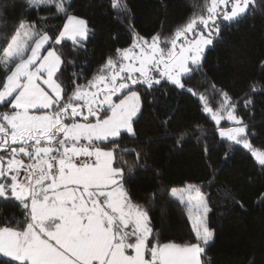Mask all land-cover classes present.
Returning <instances> with one entry per match:
<instances>
[{
	"label": "snow or ice",
	"instance_id": "obj_1",
	"mask_svg": "<svg viewBox=\"0 0 264 264\" xmlns=\"http://www.w3.org/2000/svg\"><path fill=\"white\" fill-rule=\"evenodd\" d=\"M255 2L204 0L170 36L135 35L130 48L117 49L85 84L74 80L69 94L60 80L64 60L58 46L65 40L82 46L91 32L88 22L68 13L70 0H28L36 10L54 6L67 22L49 35L20 20L0 46V107L5 109L0 111V200L14 199L24 212L15 227L0 226V254L10 258L8 264H208L205 249L213 239L208 197L197 185L172 188L171 196L195 213L189 217L195 242L160 243L147 210L125 188L127 161L118 160L114 140L122 132L135 136L141 107L134 89L150 91L162 81L184 88L182 77L202 66L221 23L242 18ZM111 3L128 11L125 0ZM219 95L220 108L205 111L217 123L226 112L237 126L221 129L220 135L251 149L248 126L235 114L237 103L227 92ZM200 99L207 104L203 94ZM251 103L246 100L245 107ZM105 141L113 149L99 146ZM253 155L264 166V151ZM127 170L131 174L132 166Z\"/></svg>",
	"mask_w": 264,
	"mask_h": 264
},
{
	"label": "trees",
	"instance_id": "obj_2",
	"mask_svg": "<svg viewBox=\"0 0 264 264\" xmlns=\"http://www.w3.org/2000/svg\"><path fill=\"white\" fill-rule=\"evenodd\" d=\"M125 2L127 12L113 9L111 0H70L68 13L86 20L91 32L82 46L69 40L58 46L64 60L60 80L69 94L74 80L85 84L108 57H115L117 49L131 45L135 34L170 36L204 4V0ZM66 18L54 6L36 10L28 7V0H0V46L20 20L34 22L53 35ZM220 29L204 51L202 66L182 77L184 88L162 81L150 91L134 89L141 107L133 124L135 136L122 132L115 138V155L127 161L125 188L147 210L160 243L195 242L189 208L169 190L197 185L210 208L207 223L213 239L205 249L208 264H264V166L249 148L220 135L221 129L237 125L225 119L213 121L200 99L203 94L206 105L216 109L222 100L219 91L227 92L237 103L235 114L248 126L252 148L264 149V0H256L242 18L221 23ZM3 75L0 71V78ZM246 100L252 101L247 107ZM181 133L186 134L183 139ZM99 146L113 149L107 141ZM23 220L17 201L0 200V226L15 227L16 221ZM8 261L0 256V264Z\"/></svg>",
	"mask_w": 264,
	"mask_h": 264
},
{
	"label": "rangeland",
	"instance_id": "obj_3",
	"mask_svg": "<svg viewBox=\"0 0 264 264\" xmlns=\"http://www.w3.org/2000/svg\"><path fill=\"white\" fill-rule=\"evenodd\" d=\"M29 7V6H28ZM67 22V18H66V20H65V22H64V24ZM64 26V25H63ZM62 29H63V27H62ZM61 29V30H62ZM136 35V34H135ZM135 35L133 36V40H134V37H135ZM146 39H151V38H146ZM70 41V40H69ZM133 44V41H132V43H131V45ZM131 45H129L128 47H125V48H130L131 47ZM210 45H208L206 48H208ZM125 48H123V49H125ZM206 48H205V50H206ZM121 98H123V97H121ZM139 103H140V101H139ZM206 107H210L209 105H206V104H203V111L205 112V113H207L210 117H211V119L213 120V121H215V122H217L214 118H213V115H212V113H209V112H207V111H205V108ZM211 108V107H210ZM220 108V107H219ZM219 108H216V109H213V108H211L212 110H213V112H215L217 109H219ZM5 110V109H4ZM3 110V108H0V111H4ZM220 115L223 117L222 119H220V120H228L227 119V113L226 112H220ZM231 121V120H230ZM130 134V133H129ZM102 148H104V147H102ZM106 150H111L110 148H105ZM253 150H261V151H264V149H257V148H251L250 149V153L253 155ZM253 157H254V159L257 161V159H256V157L253 155ZM258 162V161H257ZM259 163V162H258ZM186 185H189V184H184V185H181V186H177V187H173V188H176V189H183V188H185V186ZM172 189V188H171ZM170 189V190H171ZM170 190H169V193H170ZM171 195V194H170ZM193 195H194V193H193ZM175 198V197H174ZM177 199V198H176ZM187 199H188V194L187 193H185V201H187ZM184 205H186V203H183ZM188 207V206H187ZM189 208V207H188ZM190 215H192V216H194L195 215V213L189 208L188 209V211H187V217H188V219H189V221H190V223L192 224V226H193V220L192 219H190L189 217H190Z\"/></svg>",
	"mask_w": 264,
	"mask_h": 264
},
{
	"label": "crops",
	"instance_id": "obj_4",
	"mask_svg": "<svg viewBox=\"0 0 264 264\" xmlns=\"http://www.w3.org/2000/svg\"><path fill=\"white\" fill-rule=\"evenodd\" d=\"M0 256H3L2 254H0Z\"/></svg>",
	"mask_w": 264,
	"mask_h": 264
}]
</instances>
